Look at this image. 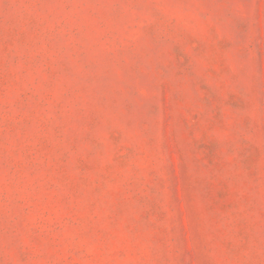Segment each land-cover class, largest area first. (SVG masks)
Returning <instances> with one entry per match:
<instances>
[{
  "label": "rangeland",
  "instance_id": "rangeland-1",
  "mask_svg": "<svg viewBox=\"0 0 264 264\" xmlns=\"http://www.w3.org/2000/svg\"><path fill=\"white\" fill-rule=\"evenodd\" d=\"M0 264H264V0H0Z\"/></svg>",
  "mask_w": 264,
  "mask_h": 264
}]
</instances>
